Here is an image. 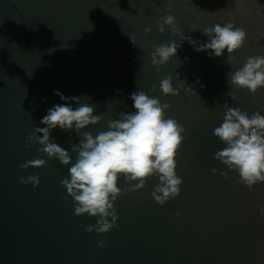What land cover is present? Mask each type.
Instances as JSON below:
<instances>
[{
    "label": "water",
    "instance_id": "water-1",
    "mask_svg": "<svg viewBox=\"0 0 264 264\" xmlns=\"http://www.w3.org/2000/svg\"><path fill=\"white\" fill-rule=\"evenodd\" d=\"M169 15L175 35L168 26L159 31ZM225 22L247 33L231 64L227 53L210 57L181 40L206 42L204 29ZM171 41L176 55L157 71L150 54ZM262 55L264 0H0V264H264V183H239L213 158L224 145L212 134L225 103L264 115V88L253 95L227 83L249 57ZM169 76L174 89L183 81L194 92L162 94L160 81ZM54 90L94 107L101 120L82 130L94 137L132 111L133 92L170 105L166 118L184 128L175 157L180 194L161 206L151 195L155 177L136 190L121 177L116 226L86 231L98 217L74 214L61 187L70 165L27 140L43 127L46 110L62 103ZM80 139L58 128L50 136L73 163ZM36 159L45 165L21 167ZM32 175L36 187L21 183Z\"/></svg>",
    "mask_w": 264,
    "mask_h": 264
},
{
    "label": "clouds",
    "instance_id": "clouds-1",
    "mask_svg": "<svg viewBox=\"0 0 264 264\" xmlns=\"http://www.w3.org/2000/svg\"><path fill=\"white\" fill-rule=\"evenodd\" d=\"M165 26L176 34L173 16L163 18L159 25L161 33ZM148 31L150 29H145L146 33ZM203 32L208 37L206 42L185 36L181 40H187L197 52H208L210 57L219 58L227 53L228 64L233 62L232 53L243 46L247 35L244 28L231 22L218 23ZM130 39L134 43V39ZM178 47L174 41L155 47L150 55L157 71L176 55ZM227 83L230 87L247 89L253 95L264 88V55L249 57L231 74ZM182 87L185 92H194L192 88L185 87L183 81L174 89L170 76L159 84L164 95H179ZM54 95L59 96L62 103L46 110L40 120L43 127H36L27 140L37 141L42 146L41 152L49 159L55 158L64 166L70 165L61 187L72 198L74 214L98 217L96 224L89 225L86 231L103 234L116 226L118 215L114 202L122 194L118 187L121 177L130 182L133 190L143 188L147 179L155 177L158 184L151 195L161 206L180 194L182 178L176 173L175 157L184 140V128L174 119L166 118L170 105L161 104L157 98L149 97L143 91L133 92L129 96L132 111L122 112L119 119L108 121L107 130L94 137L82 131L101 120V116L94 114V107L81 104V96H65L58 90H54ZM231 98L235 99L234 96ZM74 104L77 106L73 107ZM224 107L222 123L212 133L224 147L216 151L213 158L235 172L238 182L251 189L257 183H264V115L258 111L249 115L239 108L229 107L227 103ZM57 128L65 132L74 131L82 137L71 149L77 154L74 163L68 150L50 140L51 132ZM27 146L31 147L30 144ZM45 163L44 159H36L21 167L26 169L29 164L41 166ZM212 172L215 175L217 170L212 169ZM220 174L226 175V172ZM21 183H31L36 187L39 179L32 175L27 180L21 178ZM259 212L264 215V206L259 208ZM98 245L103 247L104 241H99Z\"/></svg>",
    "mask_w": 264,
    "mask_h": 264
}]
</instances>
